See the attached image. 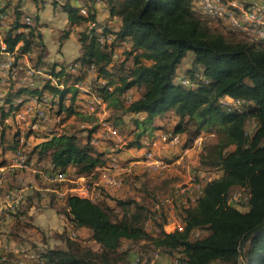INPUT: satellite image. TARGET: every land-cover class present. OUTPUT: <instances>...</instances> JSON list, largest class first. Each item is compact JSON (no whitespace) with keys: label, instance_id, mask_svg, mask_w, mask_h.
I'll list each match as a JSON object with an SVG mask.
<instances>
[{"label":"trees","instance_id":"16d2710c","mask_svg":"<svg viewBox=\"0 0 264 264\" xmlns=\"http://www.w3.org/2000/svg\"><path fill=\"white\" fill-rule=\"evenodd\" d=\"M34 1L41 9L39 0ZM81 1L85 13L71 0L60 4L69 23L81 26L75 72L68 71L67 64L44 61L38 16L24 12L19 2L12 7L3 34L4 50L14 53L11 70H22L19 59L28 55L49 77L35 88L10 84L0 100V126L20 109L26 96L43 101L44 93L50 95L47 110L92 121L76 101L80 89L74 83L93 71V90L114 109L107 119L119 131L125 132L121 115L144 113L142 118H131L134 136L126 147L138 146L155 119L172 112L177 118L172 131L184 135L183 148L214 128L221 133L212 164L222 174L202 185L191 206H182L181 228L170 232L164 230L168 217L162 208L154 211L135 198L106 195L114 201L111 206L63 193L60 201L68 228L56 233L62 244L46 246L37 255L44 264H128L135 254L147 255L140 264H148L155 252L171 255L172 262L177 257L179 264H264V42L236 32L231 33L240 38H229L198 16L200 9L192 0H101L108 11L102 22L91 11L94 0ZM5 11L4 5L0 15ZM67 35L63 32L60 39ZM187 51L192 52L190 66L180 77L188 78L185 85L176 78V69ZM130 89L138 90L139 96L126 103L124 95ZM250 119L254 127L248 132ZM96 128L92 124L88 133ZM18 136L16 132L6 138L0 129L2 150L16 148ZM42 137L29 155L48 159L53 170L73 168L77 176H87L102 162L103 154L90 143L89 135L85 140L74 132ZM235 188L247 194L242 206L229 202ZM150 220L152 231L147 229ZM80 228L89 231L88 238L76 234ZM140 245L141 251L133 252V246ZM0 264L19 263L7 258Z\"/></svg>","mask_w":264,"mask_h":264},{"label":"crops","instance_id":"0c3cea01","mask_svg":"<svg viewBox=\"0 0 264 264\" xmlns=\"http://www.w3.org/2000/svg\"><path fill=\"white\" fill-rule=\"evenodd\" d=\"M42 1L39 0V2L42 4V8L37 9L34 0H5L6 11L4 15L0 17V36L3 39L4 31L8 28V24L12 19V16H8V14L12 13V7L17 2H19L20 9H22L24 12H29L38 16V30L40 31L41 40L45 46L43 52L44 61L55 62L58 64H69L74 62L73 60L78 57L81 48V45L77 39V31L80 30L81 26H75L69 23L67 13L60 7V4L63 3V0H56L57 3L55 4L53 3L54 0ZM258 1L260 0H247V4H253L254 2ZM71 2L74 5H79V2L82 1L71 0ZM91 11L94 13L95 19L98 22L104 21L108 16L107 8L101 0H94ZM114 21H117V18H114ZM63 32H68V35L60 39ZM0 56V100H2V98L5 96L9 85L12 83L14 87L25 86L35 88L41 86L44 79L49 77L46 69L35 67L28 55H25L19 59L20 64H22V70L14 69V71H12L11 64L14 60V53L2 50L1 44ZM191 58H189L188 62H184V60L180 62L176 69L177 79L185 76V74L180 70V65L184 64L185 67H189ZM28 68L38 70L39 73L30 75L27 72ZM75 71L76 70L70 72ZM94 75L95 72L91 71L88 73V77L83 80V83L80 84V82H76L79 84L77 87L80 89L78 95L79 99L76 100L80 106V109L85 115L91 114L92 116L94 113H96V106L101 107L103 112L106 114L107 111L110 112V109L113 112L114 109L109 107L101 99V97L95 93L92 84L89 83V79ZM76 83H74L75 86ZM86 85L90 87V92L86 91ZM94 96H98L99 100L94 101L92 103L94 108L90 109L89 105L91 104ZM124 96L125 102L128 103L132 99L138 97L139 92L136 89H130L125 93ZM25 98L26 99H24L25 101H23L20 109L13 115L7 117L3 122V126H0V129L4 128L6 138L11 139L12 134H14L13 132L10 136H8V133L5 131L10 127L11 122L9 119L12 117L15 119L18 117L23 119L33 117L32 119H36V123H48L51 121V115H53L54 112L52 111L53 113H51V110H47V101L50 100L49 94L44 93L42 95L43 101H41L36 95L26 96ZM68 98L69 95H67L64 99L66 103L69 101ZM19 100H21V98L16 99V101ZM224 100L230 101V98L224 97ZM55 106L56 105L54 104L53 107ZM39 110L45 113L46 118H41L38 116L37 112ZM58 116L63 115H57V117ZM72 116L81 117L77 115ZM143 116L144 113L142 112L137 114L125 113L121 115L125 134L119 131L118 127L115 126L112 121L107 119L108 116H105L99 120L96 130H94L91 134L88 133V128L84 129L85 132L83 133H78L77 131L63 132H74L79 138H82L83 140H85L89 135L90 143L96 150L103 154L102 162L97 165L95 169L87 176H77L72 172L73 168L62 170L64 171L66 177L68 174L70 175V183H73V181L77 183L79 182L80 184L78 186L84 187L86 189L85 196L91 198L94 201H105L111 206H114V201L106 195L117 198H125V195L131 194L130 192L132 191V188L128 187L124 183L125 180H120L118 177L113 176L112 173L107 171L111 168H117L119 161L128 159L126 156L133 153H138L141 156V159H132L131 161L138 162L141 165H150L148 161L143 159V153L147 149L148 140L162 131L172 130L177 120L176 116L172 112H167L163 116L157 117L154 121L153 127L140 138L138 146L126 147L125 144L124 148L126 149H124L121 146L122 142H124V138L132 140L134 136L131 130H134L135 126L133 125L131 118H142ZM68 118L63 116L62 123H65ZM34 125L35 123L31 124L23 136L20 134V131H17L19 133V140L16 148L2 150V147L0 146V173H2L4 176V179L0 184V261L11 258L12 260L17 261L19 264H44L43 259L39 257L36 252L40 249H44L46 246H53V237L56 238L54 239L56 244H62L60 239L57 238L56 233L61 232L64 227L68 228V221L63 213V201H61V210L56 209L53 202L49 200L50 195L54 196L52 192L55 190H51L50 188H42L41 186L42 183L49 182L46 180L45 173L54 169L49 160H38L36 155L31 153L28 155V166L29 164L30 166L32 165L34 170L37 171V175L34 178L22 174V169H28V167L20 168L17 166L15 153L18 149L26 151L25 146L23 147L22 145L31 144V135H35L36 138H39L37 141L33 142L31 145L32 147L34 144L40 142L43 139L42 136L44 134L50 135L55 133L51 128H46L43 130L37 129L39 131H32V129L35 127ZM109 127H113L116 132L112 133L109 130ZM29 132L31 133L29 134ZM179 136L180 140L177 143H170L167 145H179V151H191L194 148L195 143L192 142L191 145L183 148L182 144L184 135L179 133ZM23 137H25V139ZM136 148L139 149L140 153L134 151ZM28 149L30 151L29 147ZM151 167L155 169H152L153 171H151L155 174H162L167 169V166ZM204 183L202 185H204ZM79 187L71 186L62 192L77 193V189ZM186 189H189V187H186ZM70 190H73L74 192ZM171 194L174 195V193ZM170 195L168 193L165 196H162V198L171 197L168 203H163L159 205V207L156 206V203L154 204L155 210H160L162 208L167 213L168 222L164 225V230L167 232L172 231L175 228L176 223L180 222L177 221L179 218L178 214L174 216V218L176 217L177 219H173V221L169 220V216L173 217V213H176V210L169 209V207L175 203L177 205V210L179 211V206L182 207L186 205L185 200H183L181 203H178L177 200H175V198L173 200V197ZM132 198H135L137 201H140L141 199H138V197ZM33 200L39 201L37 206L31 204V201ZM116 208L118 209V207ZM28 215H32L31 224H28L25 218ZM26 228H31V230H27ZM76 234L82 238H88L89 231L85 228H80L76 231ZM126 245L128 244L125 242L124 246ZM155 264H172V256L165 253H160V255L157 257V260L155 261Z\"/></svg>","mask_w":264,"mask_h":264},{"label":"rangeland","instance_id":"374dc122","mask_svg":"<svg viewBox=\"0 0 264 264\" xmlns=\"http://www.w3.org/2000/svg\"><path fill=\"white\" fill-rule=\"evenodd\" d=\"M198 16L203 20L208 21L207 23H209V25L212 28L217 29L223 33H226V35L229 38H240V36H235V34L231 33L233 31H230L228 29L227 24L224 20L218 18H211L202 12H199ZM238 34L240 35V33ZM190 52L191 51H187L182 61L184 60V62H188L189 58H191L192 52L191 53ZM186 68L187 66L185 67L184 64L180 65V70L184 74ZM94 76H92V78L89 79L90 84L94 83L93 81ZM83 82L84 81H81L80 84ZM51 113L53 112L51 111ZM96 113L93 114L94 119L92 121H87L83 117L71 116L65 121V123H62L63 116L57 117L55 113L51 115V121L48 123H42V122L36 123V119L33 120L32 119L33 117H28V119L27 118L23 119L20 117L15 119L14 117H12L11 119H9L11 125L5 131L6 133H8V136H10L13 132L16 133L17 131H20V134L23 136L26 133V130L30 127V125L35 123L34 125L35 127L34 129H32V131H39L40 129L43 130L46 128H51L57 134L63 132H72V131L83 133L85 132L84 129L89 128L90 126H92V124L98 125L99 120L101 118H104L105 116H109L112 113V110L110 109V112L107 111L106 114L103 112L101 107L96 106ZM246 127H247V131L251 132L254 127V121L250 119L247 122ZM123 134L125 133L123 132ZM23 138L25 139V137ZM220 138H221V133L218 132L215 128L210 131L204 132L201 134L199 141L195 143L194 148L191 151H186V152L179 151L180 150L179 145L170 146L160 142L156 143L154 148H152L153 157L155 159L162 160L167 166L166 167L167 169L162 174L152 173L151 171L155 169L151 167V165H147V164L141 165L138 162L131 161L132 159H141V156L138 153H133L126 156L128 159L126 160L123 159L122 161H119L117 168H111L107 172L112 173L113 176L118 177L120 180L122 179L125 180L124 183L128 187L132 188V191L130 192L131 194L125 195V198L126 197H138V199L141 198L140 202L148 204L149 206H151V209L154 211H155L154 204L156 202H159L162 196H165L168 193L170 195L171 193H174L176 189L186 188V187L187 188L189 187V189H186L187 192L179 195L171 194L170 196L173 197V200L175 198V200H177L178 203H181L183 200H185L186 201L185 204L191 206V204L193 203L192 198L196 196V194H198L202 184L208 181L209 179L217 178L222 174L221 168L219 166H214L212 164V161L216 160L217 152L220 149L219 144H221L222 142ZM38 139L39 138H36L35 135H31L30 136L31 144L22 145L23 147L25 146L26 148L25 154L27 156V160L29 155L28 147L31 148L33 142L37 141ZM129 141L130 139L124 138V142H122L121 146L124 148L125 144L128 143ZM134 151L140 153L138 148H136ZM21 172L23 175L30 176L33 178L37 175L36 174L37 171H35L33 166L32 165L30 166V164L28 166V169H22ZM70 179H71L70 175L68 174L65 180L61 182H44L41 184L42 188H50L51 190H55L52 192L54 196L50 195L49 200L53 202L55 208L58 210H61L62 205L60 201L61 197L57 194L56 191L62 193L63 195V192L60 191L61 189H63L64 191L71 186L79 187L78 186L80 184L79 182L77 183L73 181V183H70L71 182ZM114 184H118V183H114ZM70 191L74 192L73 190ZM238 191H240L242 199L240 201H235L232 199V196L234 193ZM245 195H246L245 190L241 188H235L230 193L229 201L232 204L242 206V203H244L245 201L244 199ZM38 203L39 201L37 200L31 201V204L34 206H37ZM179 207H178L179 211L177 210V205L175 203L171 207H169V209L176 210V213L175 212L173 213V217L169 216L170 221H173V219H177L176 217L174 218V216L176 214H178L179 216V214L181 213L182 207L180 208ZM31 217L32 215L30 216L28 215L25 217L28 224H31ZM177 221H180V216ZM152 227L153 226L151 220L147 221V229L149 231H152ZM26 229L31 230V228H26ZM54 239L56 238L55 237L52 238L53 245L56 244ZM140 247L141 245L133 246L134 248L133 252H139V250L142 249ZM159 255L160 254L158 253L157 256ZM145 256L147 257V255H144V257ZM153 256L154 255H152V257ZM156 260L157 258H154L153 264L155 263Z\"/></svg>","mask_w":264,"mask_h":264},{"label":"built area","instance_id":"2783aa9c","mask_svg":"<svg viewBox=\"0 0 264 264\" xmlns=\"http://www.w3.org/2000/svg\"><path fill=\"white\" fill-rule=\"evenodd\" d=\"M192 1L194 4H196L199 7L200 12L205 13L207 16L211 18H218L224 20L230 31L240 33L253 41L264 42V0L254 2L253 4H249V5H245L242 0H192ZM4 5H5V0H0V10L4 7ZM79 6H81L80 8L81 12L85 13L86 11H85V7L83 6V2H79ZM3 15H0V17H2ZM25 21L29 22L30 18L26 16ZM99 39L100 40L103 39L102 35L99 36ZM0 44L2 50H4L5 43L1 36H0ZM78 65H79L78 63L73 62L67 64L66 68L68 71H74L76 70ZM27 72L30 75H35L36 73H39L38 70L30 69V68L27 69ZM179 80L181 81L182 84L185 85L189 83V80L186 77L179 78ZM76 86H79V84L76 83ZM85 89L86 91L90 92V87L88 85L85 86ZM98 100H99L98 96H94L93 100L91 101V104L89 105V108L93 109L94 106L92 105V103ZM226 102L230 103L232 101H226ZM232 103L235 104L236 102H232ZM37 114L41 118H46L45 113L41 110H39ZM109 130L112 133L116 132L113 127H109ZM199 139L200 136H197L193 142L197 143ZM179 140H180L179 133L173 132L172 130H166L158 133L157 135L151 137L148 140L147 149L143 153V159L145 161H148L151 166H156V167L166 166V164L162 160H158L153 157L152 148L158 142L163 144H170V143H177ZM15 155H16L15 158L17 160V166L20 168H27L28 160L25 151L22 149H18ZM45 177L46 180H48L49 182H61L65 180L66 175L64 171L49 170L45 173ZM3 179L4 176L2 173H0V184L2 183ZM200 191L201 189L199 190L198 194L200 193ZM56 192L60 197L62 196V193L58 191ZM185 192H187L186 188H180V189H176L174 191V194L179 195ZM77 194L80 196H85L86 189L84 187H79L77 189ZM198 194H196V196L192 198L193 202L195 201ZM246 195L244 199H246ZM232 199L235 201H240L242 199L240 191L234 193ZM169 201L170 198L168 197L161 198L159 202H156V206L159 207V205L163 203H168ZM180 225H181L180 222L176 223V226L173 230L177 228H181ZM153 255L154 256L150 259L148 264H153L154 258L158 257L157 252H155ZM144 258L145 257H142L140 254H135L128 261V264H140L144 260ZM172 264H179L177 257L173 259Z\"/></svg>","mask_w":264,"mask_h":264}]
</instances>
